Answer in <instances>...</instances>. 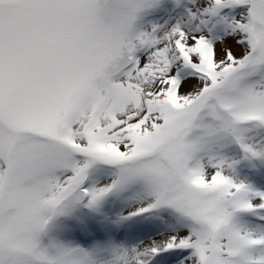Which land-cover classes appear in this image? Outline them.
<instances>
[{"label": "snow or ice", "instance_id": "snow-or-ice-1", "mask_svg": "<svg viewBox=\"0 0 264 264\" xmlns=\"http://www.w3.org/2000/svg\"><path fill=\"white\" fill-rule=\"evenodd\" d=\"M0 264H264V0H0Z\"/></svg>", "mask_w": 264, "mask_h": 264}]
</instances>
